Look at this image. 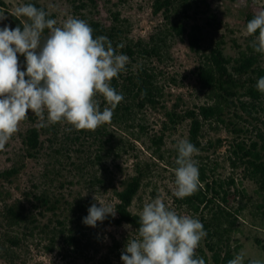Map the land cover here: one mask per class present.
Here are the masks:
<instances>
[{
    "label": "rangeland",
    "instance_id": "1",
    "mask_svg": "<svg viewBox=\"0 0 264 264\" xmlns=\"http://www.w3.org/2000/svg\"><path fill=\"white\" fill-rule=\"evenodd\" d=\"M2 1L5 5L0 3V11L4 12L7 18L0 21V27L9 25L8 18L15 7L26 3L24 0ZM153 1L98 0V13L95 18L110 25L111 10H120V17L125 19L124 26L131 28L130 36L147 40L151 33L170 27V19L175 15L171 14L168 19L161 12L155 13ZM208 1L212 13L194 19H198L203 25L206 44L212 39L223 37L226 40V54L238 57L240 51L252 43L250 36L245 35V14H256L264 10V0ZM38 2L49 12L56 14L58 25L68 16L74 17L72 0ZM161 51L164 55L163 62L154 60L155 70H162L157 74V84L163 90L161 103L156 106L148 105L143 110L136 108L132 117L125 121L117 120L113 116L111 122L97 127L95 130L105 129L108 134H113L112 139L104 143L101 142L108 138V134L100 135L99 140H95L92 135L84 145L72 143L67 135H74L76 129L66 122L55 123L59 134L50 147L46 142L38 157L27 158L23 169L11 180L0 179V264H86L103 262L106 256H109L114 264H123L121 253L125 250L127 242L138 236V232L130 224H113L108 221V217L102 222L98 221L95 227L85 224L86 233L80 237L87 246L82 252L68 249L59 236L55 237L53 249L50 251L48 246H51V233L44 225L49 223L50 227L56 226L55 230H58L61 226L57 225L56 219L65 217V230H76L77 213L81 212L87 216L88 208L93 203L99 206L98 201L93 199L94 195L114 206L117 199L113 188H121L123 180L136 174L137 166L142 169L143 176L141 186L130 206L132 212L140 213L145 203L159 196L179 214L198 218L201 223L203 219H211L212 212L209 208L194 211L186 203L177 201L174 195L177 144L181 139L189 138V119L179 121L166 131L160 149L163 157L154 152L150 136L160 133L164 122L168 120L166 111L176 110L182 114L195 105L212 103V94L201 88L197 80L194 73L197 55L190 49L186 37L183 39L171 33ZM20 67L24 70L21 63ZM97 99L100 101L101 96ZM106 106L110 107L107 104L100 105L101 110ZM28 115L33 116L34 113L29 112ZM46 115L45 113V117ZM37 120L39 122V118ZM30 123L27 118L21 121L18 131L13 134L5 149L0 151V171L10 167L18 158L17 154L22 150L21 133H24ZM228 127L232 128V125L215 120L205 123L199 137L201 147H196L199 151L193 158L198 162V168L206 166L210 179L224 183V188L227 189L226 201L221 199L224 196L223 189L218 188L221 197H216L215 202L216 205L229 210L232 213L229 219L234 221L231 231L224 234L230 238L229 244L234 257L238 253H244V264H248L249 259L264 260V205H261L264 201L253 182L242 178L240 169L233 170L230 165L228 148L235 134ZM218 139H222L219 145ZM209 142L216 145L208 147ZM76 148H82V151L79 152ZM57 149L60 152H56ZM98 152L103 155L100 163L95 158ZM95 175L104 178L107 189L99 183H89ZM232 175L236 185L228 186L226 180ZM235 188H245L247 196L239 198ZM42 192H46L53 200L59 199L56 213L41 205L34 197V194ZM240 200L244 203L242 209L239 208ZM78 203L84 206L81 211L77 209ZM216 205L211 203L214 208ZM9 206L21 214L18 219L6 215ZM32 219L35 221L32 222ZM221 221L223 228L230 226L226 217L222 216ZM14 238L19 242L14 244ZM203 239L199 248L202 247ZM116 243L119 244L117 248Z\"/></svg>",
    "mask_w": 264,
    "mask_h": 264
},
{
    "label": "trees",
    "instance_id": "2",
    "mask_svg": "<svg viewBox=\"0 0 264 264\" xmlns=\"http://www.w3.org/2000/svg\"><path fill=\"white\" fill-rule=\"evenodd\" d=\"M24 1L49 12L38 0ZM0 3L5 5L2 0H0ZM72 6L74 17L85 20L91 26L94 38L101 35L106 36L117 53H123L129 58L125 70L111 81V86L118 93H122L124 97L114 111L113 116L117 120L125 121L131 118L132 112H135L136 108L143 110L148 105L156 106L161 103L160 98L163 90L157 84V74L161 73L162 70H155L154 60L163 62L164 55L161 50L163 45L166 44L168 35L174 33L183 39L184 37L187 38L190 49L196 53L198 59L194 67V73L201 88L212 94L210 97L213 102L195 105L182 114L176 112V110L166 111L165 115L168 120L164 122L160 133H154L150 136V141L155 148L154 152H158L159 156L163 157L160 149L166 131L170 126L174 127L181 120L189 119L188 140L196 147H201L199 137L205 123L211 120L221 123L226 122V124L232 125V128H228L235 134V138L228 148L230 165L233 170L240 169L242 178L253 182L264 201V93L256 88L257 80L264 77V54L256 52L251 43L247 44L246 49L240 51L238 57L227 55L225 52L226 40L223 37L212 39L206 44L203 25L197 21L198 19H194L210 12L211 5L208 0H154L155 13L161 12L168 19L171 14L175 15L170 19V27L167 29L161 28L151 33L147 40L140 37L134 39L130 36L131 28L124 26L123 21L125 19L120 17V10H111L110 25L96 19L98 0H72ZM49 13L48 18L56 20V14ZM254 14H245V24L253 18ZM23 20L21 17L17 18L10 14L8 18L9 26L11 28L18 25L22 27L21 21ZM47 34L48 30L45 29L44 35ZM250 39L253 41L254 37L250 36ZM18 56L19 62L25 68L24 56L19 54ZM172 81L175 82L174 79ZM105 104L107 102L101 96L100 105L104 106ZM27 119H30L31 123L24 133H21L22 150L17 154L18 158L13 161L10 167L0 171V179L11 180L23 169L27 158L38 157L46 142L50 147L51 143L57 139L59 129L56 124L41 127L35 114L33 116L28 115ZM259 123L261 126H258ZM247 124H251V127ZM105 134H108L105 129L76 130L74 135H67V138L72 143L84 145L87 138H91L92 135L95 140H99L100 135L104 136ZM112 137L113 134H108V138L101 143L110 141ZM221 142L222 139H218V145ZM215 145L209 142L208 147ZM76 150L81 152L82 148H76ZM56 152H60V150L57 149ZM95 158L100 163L103 155L98 152ZM205 167L203 165L199 167L200 183L198 190L183 199L177 197L175 199L191 206L194 211H200L203 208L210 209L212 212L211 219H203L202 223L207 235L203 239L202 247H198L195 254L197 257H203L205 264H228V261L234 258V254L229 244L230 238L224 233L231 231L234 221L229 219L232 213L221 205H216L215 202L216 197H221L218 188L223 189L224 196L221 199L226 201L227 189L224 188L223 182H219L214 178L210 179ZM142 176V169L137 166L136 174L123 180L121 188H113L117 201L114 203L115 216H108L110 223L117 225L127 223L132 225L138 232L139 213L132 212L130 206L141 186ZM95 182L107 189L103 177L95 175L89 180L90 184H96ZM226 182L228 186L236 185L233 175ZM235 190L239 198L243 199L247 196L245 188H235ZM34 197L41 202V205L53 210L54 213L59 208V199L53 200L46 192L34 194ZM242 201L240 200V209L244 208ZM211 203L216 207L211 206ZM33 205L37 206V204ZM261 205H264V202ZM83 207L81 203H78V211H81ZM6 215L18 219L21 214L16 212L12 206H9ZM222 216L228 219L229 227H222ZM84 217L83 213H77L78 228L76 230H65V217L56 219L57 225L61 226L58 230H55L56 226L50 227L49 223H46L44 228L47 227L51 233V246H48V249L50 251L53 249L55 237L59 236L65 242V245L69 247L68 249L71 248L73 252H82L83 248L87 246L85 242H82L83 238L80 237V235L84 236L83 233H86L84 232L85 224L82 222ZM34 221L35 219H32V222ZM12 241L14 244L19 242L17 238ZM115 247H119V244L116 243ZM87 261L89 260L87 259ZM86 264L114 263L109 256H106L103 262H88Z\"/></svg>",
    "mask_w": 264,
    "mask_h": 264
},
{
    "label": "clouds",
    "instance_id": "3",
    "mask_svg": "<svg viewBox=\"0 0 264 264\" xmlns=\"http://www.w3.org/2000/svg\"><path fill=\"white\" fill-rule=\"evenodd\" d=\"M11 14L26 19L22 27H0V151L29 112L39 118L41 127L66 122L76 130H95L111 122L124 98L111 81L125 70L129 58L117 53L106 36L94 38L83 19L68 16L58 25L48 18L49 12L32 3L18 5ZM6 18L0 11V21ZM245 35L253 36V49L264 54V10L247 22ZM18 54L25 58L24 70ZM256 88L264 93V77L257 80ZM98 96L110 107L101 110ZM177 151L174 195L183 199L198 190L199 168L193 157L199 150L181 139ZM93 199L99 206L93 203L82 222L95 227L115 216L116 208L95 195ZM206 235L198 218L179 214L158 196L143 205L138 236L127 242L120 258L123 264H205L195 250ZM244 261L245 254L238 253L228 264ZM248 264H264V260L249 259Z\"/></svg>",
    "mask_w": 264,
    "mask_h": 264
}]
</instances>
